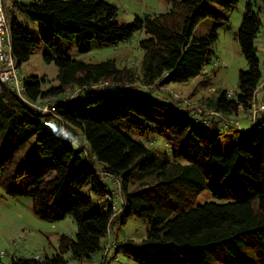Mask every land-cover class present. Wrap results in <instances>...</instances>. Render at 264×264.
I'll return each instance as SVG.
<instances>
[{
  "label": "trees",
  "instance_id": "obj_1",
  "mask_svg": "<svg viewBox=\"0 0 264 264\" xmlns=\"http://www.w3.org/2000/svg\"><path fill=\"white\" fill-rule=\"evenodd\" d=\"M206 1H219L228 8L237 3L175 1L170 12L135 18L132 25L119 24L115 6L105 0H35L28 4L12 0L5 7L7 17L9 12L13 15L11 21L8 18L9 46L17 68L39 47L15 17L17 13L39 25V40L45 46L53 49L55 37H59L75 41L80 54L89 52L91 41L110 47L135 33L145 34L139 42L143 50L139 77L130 69L117 68L114 61L86 64L45 55L44 61L53 62L59 70L58 88L42 92L36 78L31 82L23 79V102L0 84V181L4 192L16 195L10 167L15 155L23 153L33 139L39 157H46L49 163L38 158V165L18 170L19 176L26 175L32 212L47 223L69 216L76 225L74 237L59 236L51 256L44 255L40 261L15 256L9 264L89 262L106 250L102 241L114 223L123 225L130 217L148 222L145 238L108 247L109 251L113 248L114 256L122 254L135 264H264V113L258 114L260 119L247 129L256 130L249 145L235 142L224 153L216 136L192 126L198 119L195 114L190 115L160 92L170 84L187 83L203 74L216 33L212 30L207 37L194 39L193 31L206 19L226 20L206 8ZM260 25L258 16L248 8L237 33L248 69L238 73L234 95L223 91L207 101L221 117L250 107L261 79V65L253 46ZM135 85L145 91L156 89L145 94L126 92ZM69 89L76 91L72 98L57 100ZM120 91L118 97L113 95ZM152 92L159 100L147 107L135 102L150 99ZM48 99H55V115L79 135L85 146L75 147L71 144L73 131L65 127L62 134L55 121L46 124L45 117L25 103ZM157 104L164 111L157 110ZM123 129L157 138L162 147L149 148L131 139ZM135 176L139 178L137 184ZM107 181L119 193L118 204ZM88 184L91 196L81 195ZM204 191L210 192L216 202L197 204Z\"/></svg>",
  "mask_w": 264,
  "mask_h": 264
},
{
  "label": "rangeland",
  "instance_id": "obj_2",
  "mask_svg": "<svg viewBox=\"0 0 264 264\" xmlns=\"http://www.w3.org/2000/svg\"><path fill=\"white\" fill-rule=\"evenodd\" d=\"M22 3H32L35 0H18ZM116 8V20L121 25H132L135 18H143L145 16H152L158 14H165L173 9L175 1L182 0H105ZM205 7L215 11L217 14L224 16L225 21H214L206 19L201 21L194 29L192 38L199 39L207 37L212 30H215L216 40L209 46L211 56L208 64L204 68L202 75L191 79L183 84H170L166 87L158 88L160 92H164L167 97L179 108H183L195 114L198 119L192 121V126L202 132L209 134L212 137H217L221 144L222 151L227 153L228 148L235 142L249 145L250 137L256 130H247L251 128V123L260 119V115L253 119V109L239 108L236 115L225 118L215 114L207 105L209 98H215L219 93L226 92L228 95H234L237 92L238 73L240 71L246 72L247 65L242 57L240 48L237 42V33L243 17V14L249 8L260 19V30L253 46L256 49V55L263 64L264 55L261 50L262 43H264V0H237L233 8H228L222 2H205ZM19 23L31 34L32 38L39 42L38 50L33 54L26 63H23L18 68V75L26 82H31V78H36L40 83L42 92L56 89L59 86L58 74L59 70L56 65L46 63L44 56L48 55L52 58L60 57L72 61H79L86 64H98L105 61H114L116 67L119 69H130L135 75H140V61L143 56V50L139 48V42L145 37L144 32L135 33L130 39L118 43L115 46H102L97 42L91 41L89 43V52L80 54L76 50L75 41L68 42L55 37V47L49 48L42 44L39 40L37 23L30 22L22 13L15 14ZM9 21L13 15L9 12ZM139 84V83H137ZM107 85L102 83L101 86ZM133 90L126 92L145 94L147 91H152L156 87L143 89L140 85L132 86ZM157 89V90H158ZM69 89L65 96L57 100H65L74 95L76 91ZM120 93L112 92L115 97ZM165 94H162L166 97ZM144 100L135 99L139 106L147 107L152 101H157V94L152 92L148 98ZM63 98V99H62ZM85 95L82 94L81 99ZM55 99H48L44 101H37V106H52ZM56 100V101H57ZM171 101H169L171 103ZM157 110H163L162 107H155ZM164 111V110H163ZM172 116V115H171ZM202 116V117H201ZM56 122V121H55ZM58 126V122H56ZM52 127H56L55 124ZM69 128L68 124L63 123V128ZM239 131H248L240 133ZM73 131V130H71ZM131 139L146 145L149 148L162 147V142L157 138H151L149 135H140L135 131L127 129L122 130ZM71 140L74 139V145L85 146V143L79 138V135L73 131L71 133ZM149 141V143H148ZM73 144V143H71ZM75 146V147H76ZM35 147L33 139L30 140L28 148L21 153L16 154L13 158V165L10 167V174L14 179L12 191L15 196L7 195L3 190V185L0 181V261L4 264H9L12 257L20 258H40L44 255L51 256L58 246V238L60 235H67L74 237L76 225L71 217H66L64 220L47 223L36 218L32 212V200L27 195L29 191L26 175H20L18 170L21 166L23 169H29L33 164L38 165V158L46 163L48 159L44 156L39 157V150ZM77 149V148H76ZM34 151V152H33ZM83 158V157H82ZM84 160V159H83ZM95 164L100 165L96 160ZM84 164L91 166L89 161L84 160ZM18 172V173H17ZM17 176V178H16ZM52 176L50 175V178ZM0 179H2L0 173ZM107 180H110L108 178ZM134 183H139L138 176L133 177ZM109 185L108 190H112V185ZM132 185L129 189L132 190L136 185ZM116 184V188H117ZM117 204L121 201L119 194L116 196L112 190ZM91 185L88 184L83 187L80 194L83 196H91ZM207 202H216L212 194L208 191L202 192L197 198V204H204ZM117 212V211H116ZM149 230L148 222L144 219L136 217L128 218L123 225L114 223L112 230L109 229V235L102 241L106 250L115 242L123 240H132L140 242L145 238L146 232ZM112 232V233H111ZM100 254L93 256L91 261H84L77 263L69 261L68 264H135L122 254L114 256V250L105 254L107 256V263L101 260Z\"/></svg>",
  "mask_w": 264,
  "mask_h": 264
},
{
  "label": "built area",
  "instance_id": "obj_3",
  "mask_svg": "<svg viewBox=\"0 0 264 264\" xmlns=\"http://www.w3.org/2000/svg\"><path fill=\"white\" fill-rule=\"evenodd\" d=\"M12 0H0V84L9 87L17 97L24 102V86L23 79H21L18 75V68L16 66V62L10 53L9 46V35L10 28L8 24V17L6 14L5 7L10 6ZM261 50L264 55V44H262ZM261 65V79L258 86L255 88L253 93L252 102L250 107L253 109V119L260 113H264V60ZM71 95L70 98H72ZM68 98V99H70ZM25 103L36 113L45 117V123L50 124V120L58 122L57 128L62 134H65V130L63 128V122L60 118L55 115V106H37L35 103H28L25 100ZM249 107V108H250ZM74 145V139L71 141ZM76 146V145H74ZM77 147V146H76ZM116 196L119 194L117 191L114 192ZM115 197V196H114ZM109 251V247L106 250V255ZM41 257L37 260L40 261Z\"/></svg>",
  "mask_w": 264,
  "mask_h": 264
},
{
  "label": "crops",
  "instance_id": "obj_4",
  "mask_svg": "<svg viewBox=\"0 0 264 264\" xmlns=\"http://www.w3.org/2000/svg\"><path fill=\"white\" fill-rule=\"evenodd\" d=\"M264 115V114H263ZM259 116V115H258ZM260 117H261V115H260ZM105 249H106V247H105ZM104 249V250H105ZM105 254H106V250L100 255V258L98 259H95V260H93V261H96V260H103L104 262H106L107 263V256H105Z\"/></svg>",
  "mask_w": 264,
  "mask_h": 264
},
{
  "label": "clouds",
  "instance_id": "obj_5",
  "mask_svg": "<svg viewBox=\"0 0 264 264\" xmlns=\"http://www.w3.org/2000/svg\"><path fill=\"white\" fill-rule=\"evenodd\" d=\"M249 109V108H248ZM255 121V120H254Z\"/></svg>",
  "mask_w": 264,
  "mask_h": 264
}]
</instances>
